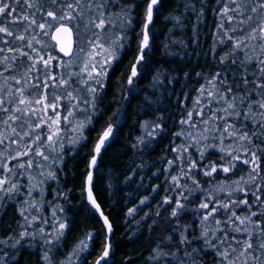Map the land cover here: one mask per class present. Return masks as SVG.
Returning <instances> with one entry per match:
<instances>
[{"label":"snow or ice","instance_id":"snow-or-ice-1","mask_svg":"<svg viewBox=\"0 0 264 264\" xmlns=\"http://www.w3.org/2000/svg\"><path fill=\"white\" fill-rule=\"evenodd\" d=\"M159 3L160 0H149L146 5L141 21L143 27L136 36L138 55L127 78L129 85L138 76L137 65H142L148 55L149 26L153 23V10L158 11ZM217 4L222 8L213 9L219 22L208 52L195 51L200 47L196 25H193L192 37L194 54L211 55L217 70L207 75L196 73L205 83L197 89L195 118L193 112H188L180 121L186 129L176 134L184 135L192 143L175 149L177 157L168 162L169 168L179 167V174L171 177V187L166 191L172 195L164 197L161 206L171 205L170 217L178 219L186 210L188 198L184 192L191 195L187 181L191 180L192 185L198 187L192 175L197 161L184 156L189 147L218 148L223 153L221 159L228 158L226 165L220 168L210 165L203 175L212 176L217 171L227 174L236 168L238 161L247 166V176L231 182L232 190L226 192L224 200L209 194L198 205V234L191 225H180L157 240L148 258L151 264H198L203 259L200 253L208 254V249L217 257L216 264H264V169L261 167L264 160V0H217ZM113 6H118L119 11H110ZM137 6L138 0L128 4L120 0H0V200L19 192L21 185L18 180L13 181V176L27 173L28 179H35L32 169L44 176L43 169L48 162L55 163L60 158L57 149L63 151L68 132L61 123L70 126L76 135L71 143L84 139L83 129L91 119L85 115L83 121H77L76 113L96 110L98 89L103 87L113 59H119L115 49L125 47L128 30L132 28L131 13ZM185 8L197 12L191 0H185ZM202 14L201 8L196 16L197 24ZM170 18L176 19L177 26H181L179 17ZM117 30L123 31L124 36H116ZM172 44L180 46L184 55H193L184 40H174ZM163 47L166 55H180L171 52L167 43ZM57 50L63 57L79 59L78 70H70L71 60L51 54ZM164 75L163 69L158 70L152 86L162 84ZM189 76L190 73L185 72V77ZM145 99L155 103L148 97ZM61 110L64 111L62 118ZM49 112L52 115H48ZM159 127V123H154L153 131ZM112 133L109 125L98 137L92 166L96 165V155L107 145ZM208 140L217 143H202ZM225 140L229 141L228 145L224 144ZM197 151L203 158L204 151L199 148ZM181 161L187 167L180 166ZM47 175L55 179L51 170ZM91 182L89 172L87 198L103 216L93 196ZM219 191H225L223 185ZM234 192H244V198L233 199ZM249 195L251 201L247 198ZM20 214L26 222L29 220L24 210ZM35 219L32 217L33 221ZM104 224L110 234L112 226L107 217H104ZM64 228L65 225L59 223L57 239L63 235ZM35 235L25 228L12 243H9L12 238L0 239V264L15 262L16 252L9 256L5 247H23L21 241L28 236L35 238ZM91 239L89 234L80 241L67 258V264H72L73 257L88 249ZM196 244L200 246L195 247ZM110 247V244H102L95 264H108ZM42 260L51 264L47 254Z\"/></svg>","mask_w":264,"mask_h":264},{"label":"rangeland","instance_id":"rangeland-1","mask_svg":"<svg viewBox=\"0 0 264 264\" xmlns=\"http://www.w3.org/2000/svg\"><path fill=\"white\" fill-rule=\"evenodd\" d=\"M120 2L128 4L131 3V0H120ZM148 2L149 0H138L139 6L133 8L131 13L132 28L128 31L135 35V40H133L131 47H127L124 50L123 56L125 53L126 55L124 57L122 56L123 59L122 57L119 58L115 65H118L124 60L133 62L134 64L138 55L136 50L138 40L136 36L143 27L141 21L144 18L145 8ZM162 2H169L166 7L170 8H161ZM183 2L184 0H160L158 11L156 8L153 10V23L149 26L150 36L153 35V37L159 38L161 33L165 31L168 32L172 28L171 23H173L172 21L174 19L170 17L175 16V11L178 10ZM204 3V8L207 10L204 22L203 15H201L200 22L197 24L195 15L192 18L193 24L191 23L192 29L193 25L197 26V32L201 27L199 32L204 36H200L199 38L200 33L198 32V43L200 47L195 49V51L201 50V48L203 50H208L212 46L213 34L216 32V25L219 22V17L214 13L213 9L222 8V5L217 4V0H205ZM110 11L118 12L119 7L113 6ZM158 19H161L163 22L158 24ZM120 31L121 30H117L115 35ZM187 50L193 52L192 40ZM179 54L180 55H176L177 61L175 64L177 65H180L186 56L180 52ZM60 56L63 57L61 53ZM170 58L171 55H166L163 61H167L166 59ZM63 59L72 61L71 71L78 70L76 66L80 62L79 59L75 57H63ZM146 60L147 59H144L142 65H137L138 76L134 78V83L132 85L127 83L130 72L127 75L124 74L122 77L121 81L127 93H136L140 91V88H142L140 85L144 86L143 89L149 88L151 90L153 87V77L157 75L160 69H163L164 74L167 76V69H165L166 65L162 60L158 63ZM59 70L60 69H54V71ZM137 85L138 87H135ZM155 87L158 88V86ZM141 114L139 119L134 122V129L130 130V137L127 139L129 145L128 151H122V153L119 151L118 155H116V157H122L123 155L125 159L124 162L117 167L109 165H105V167L104 164L102 165L109 151V147L112 145L113 141L120 139L119 137L121 135L119 132L120 127H113V125H111L113 128L112 136L107 145L96 155V165L92 166L90 161L86 169L87 175L89 172L92 175L93 196L100 206V211L107 217L112 226L111 233L109 234L107 232V225L104 224V220L100 213L92 207L87 198V176L86 180H84L79 187L73 186L67 182L65 186L47 194L35 193L30 195H19L14 192L10 194L11 198H9V196H4L3 200H0V239L12 238L9 239V243H12L25 228H27V231L30 233H36L35 238L28 236L21 241L23 247L20 245H17L16 249L5 247V251L9 256H11L13 252H16L14 264H23L26 261L27 264H45L42 260L45 254L49 256L51 264H62V262L63 264H67V258L72 255L73 250L80 244V241L84 240L86 235L89 234L92 236V239L88 241V249L79 252L73 257L72 264H95V260L101 254L102 244L105 243L111 245L109 257L107 258L108 264H114L119 246L118 235L121 237V235L124 234H126L125 237L127 240L135 241L139 239H149L148 249L133 264H151V261L148 259L151 255V250L156 247L157 240L171 234V229L173 227L191 225L198 234L199 216L194 215L197 212L198 205L208 196L207 192L198 187L191 188V195H189L188 191H185L184 195L188 198L185 202L186 210L182 211L178 219L170 217L171 205L161 206L163 198L172 195L170 191H166L171 187V177L179 174V168L176 165L169 168L168 162L175 160L177 157L175 149L181 148L182 145L187 143V138L184 135H176L178 132L184 130L182 129L180 121L184 119L187 114L181 111L179 113L164 116L159 121L155 118H149L144 109L141 110ZM48 115H52V113L49 112ZM63 115L64 111L61 110V118ZM126 116L127 114L125 113L122 116L123 125L129 121ZM146 123L148 124L147 128H145ZM154 123H159L160 127L153 131ZM108 126L109 125H106L100 128V135H102L103 131L106 130ZM61 127L68 126L61 123ZM149 132H153V134L149 135ZM249 134L251 135V130ZM141 140L143 141L142 143L140 142ZM146 150L148 151L147 153ZM219 154L222 153L218 148H215L214 151L204 153L203 158L200 157L199 152L192 153L189 158L197 161V169L205 168V171L210 162L218 158ZM183 165H186V163L181 161L180 166ZM194 174H196V171H194ZM242 175H247L245 174L244 167L227 174L223 172L219 173L217 179L222 180V183L225 181L231 183L232 181L238 180L239 176ZM25 176L27 177V175ZM194 176L195 175H193V177ZM98 179H102L104 183L105 193H102L103 196L99 194L95 185ZM166 180L168 181L167 183ZM119 188L121 189L120 194L123 193V195L116 192ZM224 189H226L225 186ZM116 194H118V196L115 197ZM142 201L143 203H141ZM120 202H122L123 214L121 216L122 218H119V222L125 227L122 230L124 234H120V232L117 233L114 225V217L110 214L108 209L109 205L112 206ZM29 204H35V207H29ZM81 204H84L86 210H88L90 214H93V217L99 222V225H95L93 222V224H89L85 228L74 232V221L76 216L74 210L78 205L81 207ZM22 210H24L25 216L29 217L27 222L20 214ZM189 210L190 214H186L185 212ZM130 212L132 213L131 215H129ZM157 212H159V215H157ZM32 217H36L35 221L32 220ZM217 218H219V214ZM191 219L193 221H191ZM59 223H63L65 228L62 230L63 235L59 236V239H57V228ZM167 223L169 224V228L163 229L162 226ZM41 230H43V235H41ZM45 241H51V243H46ZM194 246L199 247L200 245L196 244ZM207 253L208 254L205 252L200 253L203 259L198 261V264H216L217 257L210 254L211 249H208ZM128 256H130V254Z\"/></svg>","mask_w":264,"mask_h":264},{"label":"trees","instance_id":"trees-1","mask_svg":"<svg viewBox=\"0 0 264 264\" xmlns=\"http://www.w3.org/2000/svg\"><path fill=\"white\" fill-rule=\"evenodd\" d=\"M205 0H191V4L195 6L197 9V12L194 13L190 10H187L185 8V0L183 4L180 5L178 8L174 17L180 18V25L177 26V20L174 19L171 23L172 28L167 32L161 33L159 38L153 37L151 35L150 40V49L148 50V55L145 56L146 61H153L154 63H158L161 60L163 61V58L166 57L165 51H164V44L167 43L169 46V50L173 53H181L183 54V51L180 46L172 44V41L174 40H184L187 45L192 40L193 37V29H192V18L199 13L200 9H203V22L204 17L207 14L206 8H204ZM165 3V2H164ZM161 3V8H167L166 7L169 2H166L164 4ZM161 10V9H160ZM165 10V9H164ZM163 22L161 19L157 20V23ZM192 23V24H191ZM201 30V27L199 28L198 32ZM167 32V33H166ZM197 32V33H198ZM199 38L200 36H203L201 32H199ZM132 34V35H131ZM116 36L123 37L124 32L120 31L116 34ZM127 40L124 41L125 47L115 49V55H117L119 58L123 56V52L127 47H131L133 40H135V35L133 33H127ZM204 37V36H203ZM114 38V37H113ZM46 39V38H45ZM204 43V42H203ZM209 50V49H208ZM208 50H198L200 52H208ZM219 52V48L217 49ZM225 51H227L225 49ZM52 55H59L58 51L52 52ZM223 52H220V55H223ZM126 53L124 54V56ZM123 56V57H124ZM122 57V59H123ZM113 65L110 69H108L107 77L103 81V87L98 89V96L96 100V110L93 111L92 109L88 110V113L81 114L76 113V119L77 121H83L85 119V115H88L91 119V123L87 125L83 129L82 136L84 139H81L79 143L73 144L71 141L76 138V135L71 132L70 126L66 127L69 128L68 132L65 136V143H64V149L61 152L60 149H57V152L60 153V158L55 160V163H52L51 160L48 162V166H46L43 171L45 173L44 176H40L38 172L35 169L30 170L32 172V175L36 177L35 179H27L25 175L16 177L13 176V181H17L20 183L21 187L19 189L18 194H35V193H50L51 191H55L57 189H60L62 186H65V183H70L73 186L79 187L82 185V182L86 180L87 172L86 169L88 167V164L90 163L94 152V146L96 144V141L98 137L100 136V128L102 126L106 125H113L119 126V132L121 133L120 139H116L113 141L112 145L109 147V151L107 152V156L105 157L104 166H114L117 167L120 164L124 162V156L122 157H116L118 155L119 151L122 153V151H128V141L127 139L130 137V130L134 129V122L139 119L141 114V110H146L147 116L151 119H157L162 118L164 116L173 114V113H179L181 111L186 112H193L195 107V101L199 95L197 89H199L205 81L199 77L196 76L197 72H203L205 75L210 74L212 72H215L217 70V66L213 64V59L211 55H208L205 57L204 55L196 56L191 55L185 56L184 60L180 65L175 64L176 63V55L171 56L170 59H166L167 61H163L165 63V69L167 72V76L164 75L161 77L162 84L157 83L155 86L152 87L150 90L149 88H144L143 85L142 88H140V91L134 93L129 92L127 93L125 90V87H123L122 83V77L127 75L129 72H131L133 62L129 61H121L118 65H115L116 59H113ZM55 63V62H53ZM147 70V69H146ZM60 71V70H59ZM146 72V71H145ZM185 72H189L190 76L185 77ZM230 79V78H229ZM150 84V83H149ZM135 87H138L135 86ZM160 88V89H159ZM83 95V93L81 94ZM150 98L151 101H155V103H149L145 98ZM115 113V115H114ZM124 113L127 114V121L124 125L122 124L123 121V115ZM194 118H195V112H193ZM121 116V117H120ZM126 125V126H125ZM128 125V126H127ZM186 125H182V129H186ZM228 140L224 141V144H229ZM187 143L185 145L191 144L192 141L187 139ZM202 143H207L209 145L217 143V141L214 140H208L204 141ZM155 147V146H154ZM152 147V148H154ZM197 148H199L202 151H206L204 153H208L211 151H214L215 148L208 147L207 149L202 148L201 145H196L195 147H189L188 152L184 153V156L190 157L192 153L197 152ZM148 151L146 150V153ZM124 153V152H123ZM120 155V154H119ZM223 156L222 154L218 155V158L211 161L210 165H216L218 168L224 166L227 164L228 158L221 159ZM13 164L15 161L12 162ZM236 163V168L232 171H235L237 169H240L242 167L245 168V174H247V166L242 165L238 161ZM105 166V167H106ZM208 167H206V170H208ZM11 167V164L9 165ZM182 167H187L186 165H183ZM262 169H264V160H262L261 163ZM179 168V167H178ZM205 169V168H204ZM203 168H198L196 171V174L193 178L198 182V188L204 190L207 192V194H211L215 196L218 200H224L226 196V192L232 190V183H228V181L223 182L222 180L217 179V175L219 173H222V171H217L212 176H205L203 175L204 172ZM51 170L54 175L55 179H52L47 175L48 171ZM231 172V171H230ZM264 174V172H262ZM247 176V175H242ZM240 178V176H239ZM25 180V181H23ZM185 181H181V184H184ZM188 187L196 188L197 186L192 185L191 180L187 181ZM33 185H36L35 188H33ZM96 188L98 189V192L100 195L102 193H105L104 183L102 179H98L96 181ZM221 185L225 186V191L220 192L219 187ZM245 189L248 188L247 185H242ZM254 190V189H253ZM119 194L121 192V189H117ZM120 195H123L121 193ZM9 195H5L7 197ZM103 196V195H102ZM105 196V195H104ZM118 196V194L115 195V197ZM123 197V196H121ZM233 199H241L244 198V192H234ZM249 201H251L252 197L249 195L247 197ZM262 199H264V196H262ZM123 202V201H122ZM122 202L114 205H109L108 209L110 211V214L114 217V225L116 227L117 233L120 232V234L123 233V229L125 228L122 223L119 222V218L123 214L122 210ZM112 204V203H111ZM191 210V208H190ZM190 210L186 211V214H190ZM75 216V231L77 232L82 228H85L89 224L99 225V222L96 221V219L93 217V214H90L88 210H86V206L84 204L78 205L76 209L74 210ZM194 216H199L196 212ZM122 218V217H121ZM195 218V217H193ZM200 217H198V220ZM191 221H193L191 219ZM163 229L169 228V224H164L162 226ZM124 235H118V249L115 256L114 264H133L135 261L141 257L144 252L148 249L149 245V239H139V240H127ZM126 239H125V238ZM127 240V241H125ZM130 254V256H128ZM23 264H27V261Z\"/></svg>","mask_w":264,"mask_h":264},{"label":"water","instance_id":"water-1","mask_svg":"<svg viewBox=\"0 0 264 264\" xmlns=\"http://www.w3.org/2000/svg\"><path fill=\"white\" fill-rule=\"evenodd\" d=\"M62 54V53H61ZM63 55V54H62ZM88 187H89V185H88V183H87V189H88ZM91 188H92V182H91ZM101 212V211H100ZM102 217V219L104 220V215L103 216H101Z\"/></svg>","mask_w":264,"mask_h":264},{"label":"flooded vegetation","instance_id":"flooded-vegetation-1","mask_svg":"<svg viewBox=\"0 0 264 264\" xmlns=\"http://www.w3.org/2000/svg\"><path fill=\"white\" fill-rule=\"evenodd\" d=\"M58 51V50H57Z\"/></svg>","mask_w":264,"mask_h":264}]
</instances>
